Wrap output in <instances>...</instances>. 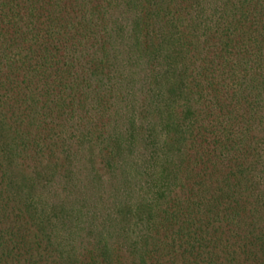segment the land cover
Listing matches in <instances>:
<instances>
[{
	"label": "trees",
	"instance_id": "obj_1",
	"mask_svg": "<svg viewBox=\"0 0 264 264\" xmlns=\"http://www.w3.org/2000/svg\"><path fill=\"white\" fill-rule=\"evenodd\" d=\"M0 264H264V0H0Z\"/></svg>",
	"mask_w": 264,
	"mask_h": 264
},
{
	"label": "rangeland",
	"instance_id": "obj_2",
	"mask_svg": "<svg viewBox=\"0 0 264 264\" xmlns=\"http://www.w3.org/2000/svg\"><path fill=\"white\" fill-rule=\"evenodd\" d=\"M80 158H83V156L81 154H79V156H78V159H80ZM83 171H84V168H83Z\"/></svg>",
	"mask_w": 264,
	"mask_h": 264
}]
</instances>
